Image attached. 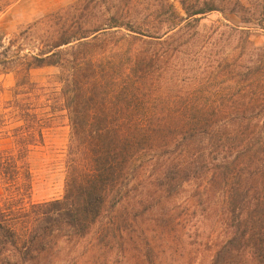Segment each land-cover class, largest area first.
Returning a JSON list of instances; mask_svg holds the SVG:
<instances>
[{
    "label": "trees",
    "instance_id": "1",
    "mask_svg": "<svg viewBox=\"0 0 264 264\" xmlns=\"http://www.w3.org/2000/svg\"><path fill=\"white\" fill-rule=\"evenodd\" d=\"M246 5L78 0L42 19L55 29L36 52L3 48L15 84L0 114V264H53L93 235L125 256L174 241L197 211L219 212L207 264H264V48L246 26H218L223 53L198 31L212 13L249 22ZM61 117L63 196L31 203L29 155Z\"/></svg>",
    "mask_w": 264,
    "mask_h": 264
},
{
    "label": "rangeland",
    "instance_id": "2",
    "mask_svg": "<svg viewBox=\"0 0 264 264\" xmlns=\"http://www.w3.org/2000/svg\"><path fill=\"white\" fill-rule=\"evenodd\" d=\"M78 0H0V54L3 48L11 47V52L17 48L21 52L37 51L41 48L42 40L51 33V29L42 24V19L50 14L61 12L64 8L75 4ZM247 2L252 17L249 22L242 23L233 15L212 13L200 20L198 31L202 35L214 34L213 42L216 51L227 52L228 40L223 29L218 26L228 24L232 26H246L252 29L250 40L255 47L264 48V3L259 0H242ZM261 11L263 13H261ZM10 55V54H9ZM3 54L0 60L7 61ZM5 57V58H4ZM4 65L0 63V114L6 112L5 103L12 99L15 84L14 65L11 61ZM7 63V62H6ZM53 68L37 69L30 72L33 80L42 81L44 76L55 73ZM44 143L36 147L29 155L33 180L30 195L31 203H41L60 199L64 193L65 155L69 138V126L65 117H61L45 130ZM9 139H1L2 148H9ZM2 193V190H0ZM219 212L206 211L193 213L184 221L174 241L151 244V248L144 246L138 250L130 249V253L123 256L126 248L120 241L110 242L109 238L99 240L97 236H90L76 246H67L53 264H148L144 252L151 251V257L156 264H207V254L210 242L205 244V235L215 241L222 233L217 221ZM99 240V241H98ZM151 241V240H149ZM104 252V254L98 256ZM163 251V252H162ZM147 260V261H146ZM42 264V262H38Z\"/></svg>",
    "mask_w": 264,
    "mask_h": 264
}]
</instances>
